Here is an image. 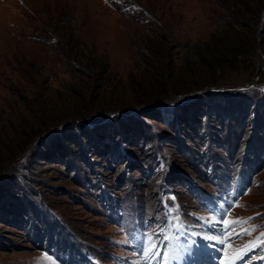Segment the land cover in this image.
Listing matches in <instances>:
<instances>
[{
	"label": "rangeland",
	"instance_id": "rangeland-1",
	"mask_svg": "<svg viewBox=\"0 0 264 264\" xmlns=\"http://www.w3.org/2000/svg\"><path fill=\"white\" fill-rule=\"evenodd\" d=\"M176 223L264 241V0H0V264H169Z\"/></svg>",
	"mask_w": 264,
	"mask_h": 264
},
{
	"label": "snow or ice",
	"instance_id": "snow-or-ice-1",
	"mask_svg": "<svg viewBox=\"0 0 264 264\" xmlns=\"http://www.w3.org/2000/svg\"><path fill=\"white\" fill-rule=\"evenodd\" d=\"M236 223H241L240 221H228V220H225L224 221V225H225V227L227 228V227H230L231 225H234V224H236ZM253 231H254V229H253ZM242 234H246V235H249L250 234V231H248V230H245V232L244 233H242ZM262 237H264V233H262ZM208 239H211V237H207ZM149 241H150V238H149ZM155 247V245H151V244H149V246H147L146 248H145V251L146 252H151V250H152V248H154ZM240 250H237V252H239ZM235 258H239L238 256L237 257H235Z\"/></svg>",
	"mask_w": 264,
	"mask_h": 264
}]
</instances>
